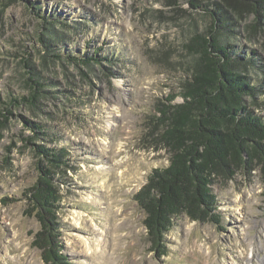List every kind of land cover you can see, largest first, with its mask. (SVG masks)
<instances>
[{"label":"rangeland","instance_id":"rangeland-1","mask_svg":"<svg viewBox=\"0 0 264 264\" xmlns=\"http://www.w3.org/2000/svg\"><path fill=\"white\" fill-rule=\"evenodd\" d=\"M252 19L239 21L230 43L264 65V34L249 31ZM207 25L185 0H0V109L29 96L28 78L42 85L34 105L12 103L0 132V264H43L25 197L39 167L52 173L69 264H103L97 255L111 260L105 264H264L257 162L213 179L217 223L173 219L166 256L150 252L133 199L153 170L170 164L165 124L155 117L182 101L185 45ZM73 55L95 61L86 66ZM249 71L261 89L247 106L264 120V75ZM38 146L56 152L57 168Z\"/></svg>","mask_w":264,"mask_h":264},{"label":"trees","instance_id":"trees-1","mask_svg":"<svg viewBox=\"0 0 264 264\" xmlns=\"http://www.w3.org/2000/svg\"><path fill=\"white\" fill-rule=\"evenodd\" d=\"M185 1L207 17L208 25L193 32L185 45L190 61L182 101L168 105L161 118L155 117L165 124L161 139L168 145L170 164L153 170L133 197L145 214L149 250L157 257L167 254L165 235L175 217L184 214L191 221L217 223L210 185L220 173L229 177L257 162L264 175V120L247 106V99L253 101L261 89L253 84L249 70L257 69L264 75V65L260 54L239 53L230 43L236 26L247 14L253 17L249 31L264 34V0ZM39 18L50 24L43 15ZM70 58L86 66L95 61L93 56ZM28 82L27 98L11 99L0 109V132L9 121L12 103L31 106L38 100L42 85L31 78ZM30 125L36 133L41 130ZM36 151L49 166L60 164L54 150L38 146ZM25 197L28 213L39 224L32 246L40 252L43 264H69L63 254L58 197L49 169L39 167L37 181Z\"/></svg>","mask_w":264,"mask_h":264},{"label":"bare ground","instance_id":"bare-ground-1","mask_svg":"<svg viewBox=\"0 0 264 264\" xmlns=\"http://www.w3.org/2000/svg\"><path fill=\"white\" fill-rule=\"evenodd\" d=\"M84 243H85V245L87 246L86 241H84ZM97 257H99V260H100V261H103V264H105V262L107 263V262H110V261H111L108 257H103V256H101V255H97Z\"/></svg>","mask_w":264,"mask_h":264}]
</instances>
